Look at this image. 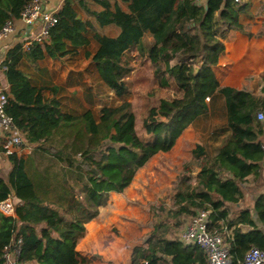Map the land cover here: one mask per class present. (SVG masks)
<instances>
[{"label":"trees","instance_id":"obj_1","mask_svg":"<svg viewBox=\"0 0 264 264\" xmlns=\"http://www.w3.org/2000/svg\"><path fill=\"white\" fill-rule=\"evenodd\" d=\"M28 1L0 3V29L7 21L20 19ZM91 1L101 8H92L87 0H64L48 41L30 48L19 43L3 62L11 87L7 112L32 150L27 158L9 155L8 177L0 176V201L13 190L18 198L16 216L0 213V264H6L7 246L20 247L18 264H82L85 258L77 249L85 236L82 222L96 215L112 191L124 192L152 157L172 150L189 126L219 114L225 123L211 133L215 151L210 152L202 141L196 144L172 204L151 207L153 229L144 244L133 247L129 264H208L202 246L169 238L203 210L210 211L212 231H230L226 239L232 264H241L252 247L264 250V228L248 209L230 217L236 212L235 204L246 197V182L254 181L256 189L264 187V119L258 117L259 112L264 115V71L260 93L221 85L205 52L206 45L215 49L228 32L251 36L250 24L242 21V15L261 16L264 0L255 9L253 0ZM120 1L128 4L127 10ZM76 2L101 27L120 28L116 36L94 32L98 48L92 59L103 82L121 98L129 93L126 78L134 70L129 53L137 50L138 56L151 60L163 86L168 80L161 46L176 34L197 38L198 50H173L182 63L174 79L180 94L150 108L147 138L138 134L131 101L104 106L98 114L92 109L66 113L56 98L46 99L19 68L24 57L36 63L45 56L61 58L90 45L87 32L95 30L94 24L79 16ZM143 22L148 23V43ZM255 208L264 225V193L256 199ZM241 224H249L250 229L242 231Z\"/></svg>","mask_w":264,"mask_h":264},{"label":"crops","instance_id":"obj_2","mask_svg":"<svg viewBox=\"0 0 264 264\" xmlns=\"http://www.w3.org/2000/svg\"><path fill=\"white\" fill-rule=\"evenodd\" d=\"M63 2L64 0H45L48 8L59 9ZM0 3L6 6L8 0H0ZM120 5L124 10L128 9L127 3L120 1ZM75 7L77 9L76 3ZM84 12L86 16L82 17L78 12L79 16L84 20L92 21L94 24L95 30L89 28L87 32V35L91 38L90 45L92 41L96 43L94 45L96 46L94 51H91L89 49L90 45H88L79 47L76 51L61 58L45 56L36 63H32L24 57L19 63V68L27 75L32 85L42 89V93L46 99L56 98L60 102L62 111L66 113L80 114L87 109H92L96 113V107L99 108L102 92L101 83L103 80L96 62L92 59V55L98 48V42L93 38V35L95 31L109 36H116L120 32V28L115 24L104 26L116 28L117 32L115 34L98 31L95 25L101 26L96 22L95 17L86 13L85 10ZM244 16L242 17V21L250 24L252 35L248 36L239 31H233L231 32V36L229 35L227 38H223L215 49L210 45H206V59L213 67L221 85L245 89L253 93H260L263 85L261 73L264 71V13L254 19H249L247 16ZM142 24L144 27L147 23L143 22ZM15 25V30L0 42V84L8 90L9 95L11 94V87L6 74V66L3 65V62L8 52L19 43H22L24 46L26 38L35 30L34 26L28 29L29 25H26V23L20 19L15 21ZM42 45H44V43ZM177 47H189L192 50H198L200 46L195 36H183L181 34L174 35L166 44L161 46V62L167 70L166 76L168 80V83L163 85V89L171 87L176 90L177 95H179L180 90H178L174 79L180 73L182 63L177 62L172 54L173 50ZM87 52H91V56H87ZM148 63H152V61L147 59L141 66L134 63L135 69L130 74V77H142L143 75L141 74H143L142 72ZM153 65L155 66V64ZM127 79L129 83V78L127 77ZM106 86L114 92L108 85ZM85 93L90 95L92 100L90 105L86 104ZM113 94L116 95L115 92ZM101 108L102 107L98 109L97 114L100 112ZM217 117L222 119L220 114ZM213 119L214 117L210 116L208 121L204 119L198 120L194 125L189 126L183 132L178 138L177 143L183 137L184 133L189 130L194 131L195 129L198 133L204 131L211 134L218 130V125L221 126L225 123L224 117L219 124L213 123ZM204 122H206V124L203 127L201 124ZM3 139V132L0 130V176L7 179L12 163L9 155L4 152ZM198 142H201V137ZM31 150L30 145H24L17 147L15 153L20 157L27 158ZM198 170L199 169H197V171ZM245 184L247 187H252L253 191H250L249 194L246 193V197L235 204L236 212H231L230 217L234 219L239 215L241 209H248L260 227L264 228L255 208V201L261 193H264V187L260 188V186H258L256 189L254 181L246 182ZM111 193L118 192L112 191ZM12 195L15 201H18L15 190H13ZM248 201L251 202L246 204ZM240 229L246 232L250 229V226L249 224H241ZM182 233L183 231L181 229H177L169 234V238H178L182 240ZM77 248H79V245Z\"/></svg>","mask_w":264,"mask_h":264},{"label":"rangeland","instance_id":"obj_3","mask_svg":"<svg viewBox=\"0 0 264 264\" xmlns=\"http://www.w3.org/2000/svg\"><path fill=\"white\" fill-rule=\"evenodd\" d=\"M262 1L253 0V9L257 8ZM87 2L92 8L100 9V6L91 0H87ZM76 6L79 14L82 17L86 16L77 2ZM95 26L101 32L109 34L117 32L114 27H99L97 24ZM144 29L146 31L145 43H148L151 40L148 35V23ZM229 35L231 36V32H228L227 36ZM95 44V41H92L89 46L91 51L95 50ZM136 54L137 50L128 55L134 69V63L141 66L148 59ZM154 67L152 63H148L142 72L143 74H141L144 77L134 78L129 75L130 90L122 98L114 95V92L103 82L101 83L102 92L99 108L117 105L123 100L131 101L137 117L138 134L144 138L148 136L145 121L149 109L157 107L161 99L177 96L176 90L171 87L163 89V86L159 84ZM85 101L86 104L90 105L92 102L90 95H85ZM99 108L96 107V113ZM221 120V118L215 117L213 123L219 124ZM205 124L206 122L202 123L201 126L204 127ZM200 137L208 150L214 152L217 143L210 133L204 131L198 133L195 129L185 132L171 151L161 152L152 157L137 172L133 182L124 192L110 193L107 202L98 206L96 215L82 222L85 236L77 248L85 258L82 264H129L133 247L144 244L148 234L153 229L151 207L162 203L172 204L176 185L182 177L185 170L184 166L191 159L192 150ZM250 191L253 189L248 186L246 192L249 194ZM250 202L248 201L246 204ZM184 229L185 226L181 228L182 231Z\"/></svg>","mask_w":264,"mask_h":264},{"label":"built area","instance_id":"obj_4","mask_svg":"<svg viewBox=\"0 0 264 264\" xmlns=\"http://www.w3.org/2000/svg\"><path fill=\"white\" fill-rule=\"evenodd\" d=\"M58 10V8H48L45 0H29L27 2L20 20L24 21L26 25L34 26L35 30L26 38L25 48H30L35 43L43 44L48 41L50 30L58 21ZM16 20L7 21L0 29V42L15 30ZM8 101L9 92L0 84V130L4 136V152L11 155L15 153L17 147L25 145V139L14 123L13 117L7 112ZM258 117L261 120L264 119L263 113L259 112ZM15 205L14 196L10 194L5 200L0 201V213L16 216ZM211 222L210 211H200L187 221L182 233V240L202 246L207 254L208 264H232L226 239L230 236V231L228 229L223 232L212 231ZM20 253L19 246L14 249L7 246L4 253L6 264H18ZM241 264H264V250L252 247L246 252Z\"/></svg>","mask_w":264,"mask_h":264},{"label":"water","instance_id":"obj_5","mask_svg":"<svg viewBox=\"0 0 264 264\" xmlns=\"http://www.w3.org/2000/svg\"><path fill=\"white\" fill-rule=\"evenodd\" d=\"M28 27H29L28 29H30L32 26H31V25H29ZM28 34H29V33H28Z\"/></svg>","mask_w":264,"mask_h":264}]
</instances>
